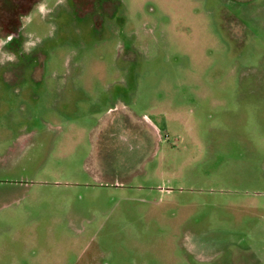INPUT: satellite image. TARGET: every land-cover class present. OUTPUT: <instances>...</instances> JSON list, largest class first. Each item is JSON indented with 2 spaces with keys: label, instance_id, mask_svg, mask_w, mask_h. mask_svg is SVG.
Wrapping results in <instances>:
<instances>
[{
  "label": "rangeland",
  "instance_id": "1",
  "mask_svg": "<svg viewBox=\"0 0 264 264\" xmlns=\"http://www.w3.org/2000/svg\"><path fill=\"white\" fill-rule=\"evenodd\" d=\"M23 12L16 49L0 30V264H264V0Z\"/></svg>",
  "mask_w": 264,
  "mask_h": 264
},
{
  "label": "flooded vegetation",
  "instance_id": "2",
  "mask_svg": "<svg viewBox=\"0 0 264 264\" xmlns=\"http://www.w3.org/2000/svg\"><path fill=\"white\" fill-rule=\"evenodd\" d=\"M4 2L5 1H7V0H3ZM8 1H10V0H8ZM42 0H32L31 2H28L27 3V5H25V6H20L19 7V9H20V11L21 12H23L24 14H26V16L27 15H29V13L33 10V8L37 5V4H39L40 2H41ZM11 2V1H10ZM10 5V7L7 5L6 7H8V12H7V10H6V12L5 13H9V14H11L12 15V18H8V19H4V21H6V24H5V27H0L1 29L0 30H2V29H6V30H4L7 34H9L6 38H5V40L6 39H8V38H10L6 43H7V46H9V49H11V48H14V49H16L17 48V45H18V43H19V41H20V30H21V19H19L18 18V16L20 15L19 13H18V11H19V9H18V7H17V9H18V11L16 10V11H14V10H12L13 8H16V7H13V3L11 2V4H9ZM105 5V4H104ZM103 5V7H105ZM5 7V8H6ZM101 7H102V5H101ZM5 8H4V10H5ZM2 9V8H1ZM23 13H22V15L20 16V18H24V17H26V16H23ZM10 15V16H11ZM0 25H2V23H0Z\"/></svg>",
  "mask_w": 264,
  "mask_h": 264
}]
</instances>
